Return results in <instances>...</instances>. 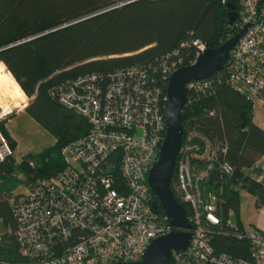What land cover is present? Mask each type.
Instances as JSON below:
<instances>
[{"label": "trees", "instance_id": "16d2710c", "mask_svg": "<svg viewBox=\"0 0 264 264\" xmlns=\"http://www.w3.org/2000/svg\"><path fill=\"white\" fill-rule=\"evenodd\" d=\"M129 1L0 0V70L24 100L25 110L56 136L54 144L27 153L21 160L13 154L0 161V259L9 264L23 260L10 197L21 184L31 185L37 177L59 171L65 165L63 147L91 128L84 115L59 100L53 92L55 84L94 71L109 73L119 67L146 65L175 49L183 57L182 65L192 63L199 50L194 41L219 46L235 33L242 10L240 0ZM229 4L237 12L233 21ZM74 20L78 21L61 26ZM52 28L56 29L37 35ZM210 79L207 89L187 90L182 146L199 145L193 148L192 164L197 171L207 169L201 181L204 195L213 191L217 196L222 223L211 230L215 249L251 259L250 240L235 235L227 219L232 217L239 228H245L240 208L243 187L257 195L258 205L264 202V183L248 173L264 154V127L254 120L253 99L229 82L225 66ZM162 80L167 94L169 77ZM6 120L1 118L0 126L15 148ZM208 145L216 148L211 168ZM225 161L233 166L230 172L221 166ZM171 188L191 218L192 206L177 189L176 167ZM157 209L167 214L162 205Z\"/></svg>", "mask_w": 264, "mask_h": 264}, {"label": "built area", "instance_id": "2783aa9c", "mask_svg": "<svg viewBox=\"0 0 264 264\" xmlns=\"http://www.w3.org/2000/svg\"><path fill=\"white\" fill-rule=\"evenodd\" d=\"M240 3L235 33L249 26L223 66L229 82L255 102L264 97V3ZM194 42L197 54L206 47ZM182 62L175 49L146 65L94 71L55 84L53 92L59 100L84 115L91 128L63 147L65 165L59 171L37 177L27 191L10 197L18 221L21 264L133 261L141 258L153 238L174 228L168 214L154 205L156 194L148 175L166 135L168 95L162 77H169ZM211 84L209 76L189 81L186 87L203 90ZM194 147L199 145L182 146L175 164L179 194L192 206L193 235L184 249L173 250L172 264H264V231L254 226L239 228L232 217L227 224L234 227L235 235L250 240L251 259L218 251L212 244L211 230L222 218L216 194L210 191L205 196L201 189L207 169L197 171L192 164ZM215 150L207 156L208 168L213 166ZM13 154L0 126V161ZM221 166L228 172L233 169L228 161ZM0 264L9 263L0 259Z\"/></svg>", "mask_w": 264, "mask_h": 264}, {"label": "water", "instance_id": "95a60500", "mask_svg": "<svg viewBox=\"0 0 264 264\" xmlns=\"http://www.w3.org/2000/svg\"><path fill=\"white\" fill-rule=\"evenodd\" d=\"M228 7L231 9L229 12L230 21H233L237 18L235 6L229 4ZM96 14L98 13L78 20H83ZM248 26L249 23L219 46H206L197 54L192 63L179 66L170 73L167 87L168 100L164 105L167 121L166 135L160 146L159 155L151 166L148 181L159 200V202H154L155 207L158 208V206L162 205L166 209L169 222L174 228L165 234L153 238L141 258L108 264H172L171 256L173 250H182L189 244L193 235V224L188 217L185 206L176 199L171 188V178L183 145L182 109L187 100L186 84L195 79L209 77L219 71L226 61L230 50L243 36ZM56 28L46 30L37 35ZM27 39L29 38L16 43Z\"/></svg>", "mask_w": 264, "mask_h": 264}, {"label": "rangeland", "instance_id": "374dc122", "mask_svg": "<svg viewBox=\"0 0 264 264\" xmlns=\"http://www.w3.org/2000/svg\"><path fill=\"white\" fill-rule=\"evenodd\" d=\"M1 64H4V62H1ZM5 67L7 68L6 65ZM17 94L18 96H20L18 92ZM5 96L3 95V92L1 91L0 92V106L3 107V109L5 106L6 100L7 102H9L11 99L10 96H6V97ZM19 98H21V96ZM21 100L24 101L22 98ZM22 105H24V103H22L20 106ZM16 108L17 106H14L12 111ZM1 111L2 110H0V112ZM9 114L5 115L4 117L8 116ZM6 126L11 131L12 135L17 141V147L15 149L14 155L18 160H21L23 156L26 155L27 153L38 152L56 142L55 134L49 131L40 122H38L27 110H21L13 114L11 118H9L8 121L6 120ZM29 188H30V184L29 185L21 184L20 187L16 191L18 192L27 191ZM248 204L249 203L246 200L243 204L245 210L248 209Z\"/></svg>", "mask_w": 264, "mask_h": 264}, {"label": "crops", "instance_id": "0c3cea01", "mask_svg": "<svg viewBox=\"0 0 264 264\" xmlns=\"http://www.w3.org/2000/svg\"><path fill=\"white\" fill-rule=\"evenodd\" d=\"M27 99L29 103L30 97L28 95H27ZM21 103H19V105H17V108L13 110L14 112L13 114H15L18 111L25 110L26 105L20 106ZM9 113H12V111ZM6 117L7 120L11 118L10 115ZM254 120L257 124L264 127V97L258 98L257 101L255 100L254 102ZM8 132L9 135L16 141V139L14 138V136L12 135L9 129ZM16 147H17V141H16ZM16 147L14 148V153ZM248 173L250 177L254 178L259 182L264 183V154L259 157V159L251 168H249ZM241 193H242V202L240 208H241V219L243 224L245 225V227L254 226L264 231V202L258 205L257 195L249 191L247 188L243 187L241 189ZM246 200L249 203L247 210H245L243 206Z\"/></svg>", "mask_w": 264, "mask_h": 264}, {"label": "bare ground", "instance_id": "6f19581e", "mask_svg": "<svg viewBox=\"0 0 264 264\" xmlns=\"http://www.w3.org/2000/svg\"><path fill=\"white\" fill-rule=\"evenodd\" d=\"M0 85L2 87L1 91L3 92V95L11 97L9 102H7V100H6L4 109L0 112V115H2V114L10 112L11 109H13L14 106L19 105V103H21V100H20L21 98H19L20 96H18L17 90L14 88V86L11 84L10 80L8 79V77L4 73H2L1 70H0ZM16 99H18V100H16Z\"/></svg>", "mask_w": 264, "mask_h": 264}]
</instances>
